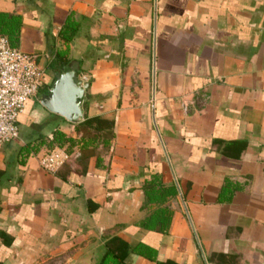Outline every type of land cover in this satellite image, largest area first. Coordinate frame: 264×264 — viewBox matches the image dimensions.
<instances>
[{
    "label": "crops",
    "instance_id": "1",
    "mask_svg": "<svg viewBox=\"0 0 264 264\" xmlns=\"http://www.w3.org/2000/svg\"><path fill=\"white\" fill-rule=\"evenodd\" d=\"M0 13L21 18L44 86L75 62L89 83L82 121L40 93L0 148V264H102L114 241L125 264H264V0H0ZM97 117L113 122L108 151L75 132ZM56 127L79 142L51 150V174L37 140ZM154 178L178 195L148 206ZM166 208L167 233L142 227Z\"/></svg>",
    "mask_w": 264,
    "mask_h": 264
},
{
    "label": "trees",
    "instance_id": "2",
    "mask_svg": "<svg viewBox=\"0 0 264 264\" xmlns=\"http://www.w3.org/2000/svg\"><path fill=\"white\" fill-rule=\"evenodd\" d=\"M21 26L22 20L20 17L0 13V34L6 36L10 40L13 47H18ZM77 30L78 23L73 19H69L61 31L60 37L66 44H69L73 40ZM67 54L68 51H64L58 53V56L65 60ZM50 88L51 87L49 86H44L41 93L44 95L48 94ZM105 122L106 120L99 117L87 118L84 122L80 123L78 127H76V135L78 136L79 133H83L81 140H87V147L101 142L103 144V151H108L110 141L113 138L112 129H110L113 127V122L109 121L106 122V124ZM104 130H110L111 133H108L106 136ZM51 133L52 138L41 134L37 140L39 145L46 148L49 152L55 148H67L66 150L70 154L73 147H75L79 142L76 138L71 137L68 132L62 130L60 127H56ZM144 195L148 206L152 204L160 206L165 204L169 198L176 197L178 195V191L174 186H163V183L158 178H154L152 181L146 182L144 186ZM172 214L173 212H171L168 208L159 209L155 213H152L147 220H145L142 227L146 230L156 231L157 233L163 235L169 230ZM115 242L116 241L111 244L109 243V252L103 259L102 264H125L130 250L126 244H120L121 248H116V244H114ZM140 248L146 249L149 252L152 251L146 246H140ZM139 250L142 252L141 249ZM152 254L153 253H149V257L152 258Z\"/></svg>",
    "mask_w": 264,
    "mask_h": 264
},
{
    "label": "built area",
    "instance_id": "3",
    "mask_svg": "<svg viewBox=\"0 0 264 264\" xmlns=\"http://www.w3.org/2000/svg\"><path fill=\"white\" fill-rule=\"evenodd\" d=\"M45 76L35 56L13 47L0 35V148L19 138L18 120L29 101L40 97ZM62 161L56 151L41 160L42 168L58 172Z\"/></svg>",
    "mask_w": 264,
    "mask_h": 264
},
{
    "label": "water",
    "instance_id": "4",
    "mask_svg": "<svg viewBox=\"0 0 264 264\" xmlns=\"http://www.w3.org/2000/svg\"><path fill=\"white\" fill-rule=\"evenodd\" d=\"M89 83L78 75L77 63H71L56 76L48 94L41 97V105L50 113L58 114L70 123L83 119V104Z\"/></svg>",
    "mask_w": 264,
    "mask_h": 264
}]
</instances>
